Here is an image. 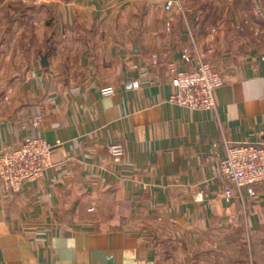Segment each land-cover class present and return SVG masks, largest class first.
<instances>
[{
    "label": "crops",
    "instance_id": "1",
    "mask_svg": "<svg viewBox=\"0 0 264 264\" xmlns=\"http://www.w3.org/2000/svg\"><path fill=\"white\" fill-rule=\"evenodd\" d=\"M246 2L0 5V153L52 145L39 180L18 193L0 180V264H164L150 212L181 264H264V181L226 196L218 174L226 142L264 145V0ZM201 60L224 79L215 107L169 102L172 69Z\"/></svg>",
    "mask_w": 264,
    "mask_h": 264
},
{
    "label": "built area",
    "instance_id": "2",
    "mask_svg": "<svg viewBox=\"0 0 264 264\" xmlns=\"http://www.w3.org/2000/svg\"><path fill=\"white\" fill-rule=\"evenodd\" d=\"M172 4V1H167L165 8L170 9ZM172 72L174 91L168 96L169 102L192 109L209 110L215 107L214 91L224 79L209 62L201 60L191 69L173 68ZM134 85L137 86V83ZM113 90L108 85L101 91L111 94ZM51 148L46 139L33 136L0 153V179L4 190L19 192L26 183L40 179L51 164ZM108 151L112 156L120 157L125 149L121 142L113 141L108 145ZM218 174L225 181L226 196L244 187L249 195H255L254 185L264 181V145L247 140L226 142Z\"/></svg>",
    "mask_w": 264,
    "mask_h": 264
},
{
    "label": "rangeland",
    "instance_id": "3",
    "mask_svg": "<svg viewBox=\"0 0 264 264\" xmlns=\"http://www.w3.org/2000/svg\"><path fill=\"white\" fill-rule=\"evenodd\" d=\"M41 1H45V0H41ZM6 2H7V0H0V5H3ZM238 2H240L243 5H246L248 3V2H246V0H238ZM30 3H36V2H30ZM36 10H37L36 8L33 9L34 12H32V16H31L35 19H36V15H37ZM0 17H2L1 21L3 22V19L5 18L4 13H0ZM48 17H50V16H48ZM2 22H0V35L5 36V33H7V30H6L5 25L2 24ZM28 31H29L28 33L30 35L32 32H34V33L36 32V30L34 28L32 29L31 27H30V30H28ZM101 93H102V91H101ZM109 154H110V152H109ZM8 192H10V191H8ZM14 193H18V192H14ZM89 209L91 210V209H93V207L90 206ZM150 213H152V212H150ZM150 213H147V219H145L143 221L146 224L144 226L147 227L146 238L151 240V242L157 244V246L159 247V255L163 258L164 264H178V262H179V264H181L180 259H181L182 252L179 251L180 250L179 245H181L182 242L178 241V240H176V241L173 240V239H176V237L172 238V237H169L168 235H164L166 233L165 232V229H166L165 226L167 224V222H164L165 221L164 217H162L160 214L150 217ZM152 217H154V218H152ZM166 221H168V220H166ZM138 222H140V221H138ZM150 226H152V228H150ZM170 254L174 255L172 260L169 257ZM178 258H179V260H178Z\"/></svg>",
    "mask_w": 264,
    "mask_h": 264
}]
</instances>
